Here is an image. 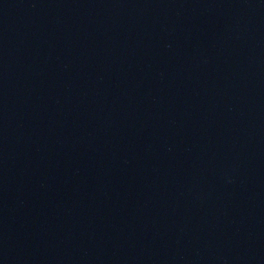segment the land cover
<instances>
[{
	"label": "water",
	"instance_id": "95a60500",
	"mask_svg": "<svg viewBox=\"0 0 264 264\" xmlns=\"http://www.w3.org/2000/svg\"><path fill=\"white\" fill-rule=\"evenodd\" d=\"M0 264H264V0H0Z\"/></svg>",
	"mask_w": 264,
	"mask_h": 264
}]
</instances>
